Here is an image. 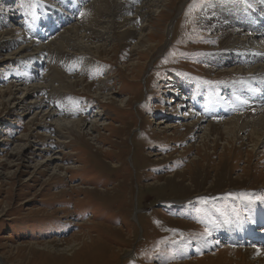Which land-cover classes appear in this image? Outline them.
Returning <instances> with one entry per match:
<instances>
[{
    "label": "rangeland",
    "instance_id": "rangeland-1",
    "mask_svg": "<svg viewBox=\"0 0 264 264\" xmlns=\"http://www.w3.org/2000/svg\"><path fill=\"white\" fill-rule=\"evenodd\" d=\"M14 1L0 0V28L35 41L47 21L12 11ZM157 2L147 19H137L145 28L132 45L70 60L46 51L37 79L22 82L46 85L38 96L58 117L86 118L77 140L57 143L56 127L45 131L42 120H32L35 109L24 114L15 103L23 89L11 100L0 96V264H264L263 252L246 250L264 251L249 229L264 223V139L255 148L247 132L230 140L219 128L228 110L247 112L246 100L262 98L264 108L262 92L247 96L250 74L223 72L232 59L220 37L229 24L217 25L219 10L245 0ZM263 8L252 13L264 16ZM88 13L82 7L76 17ZM16 46L0 48V89L21 81L13 72L21 70L19 58L7 55ZM53 66L90 91L60 90ZM207 99L219 112L200 113L194 101ZM196 117L218 130L203 138L202 125L184 124ZM44 131L53 136L46 140ZM53 151L58 157L48 160ZM231 230L250 241L230 244Z\"/></svg>",
    "mask_w": 264,
    "mask_h": 264
},
{
    "label": "bare ground",
    "instance_id": "bare-ground-1",
    "mask_svg": "<svg viewBox=\"0 0 264 264\" xmlns=\"http://www.w3.org/2000/svg\"><path fill=\"white\" fill-rule=\"evenodd\" d=\"M11 1L12 0H6L5 3L7 5H11ZM21 1H23L24 4ZM37 1L42 2L43 6L40 5L38 8H33L35 2ZM43 1L44 0H15L14 2H12L13 6L16 4L17 5L14 6V8H12L11 10H20L18 12H20L21 16H24L27 20L34 19V17H36V19L38 20L40 18H44V21H47L42 24L44 26L42 27V29L40 28L41 34L39 36L36 35L35 41L31 40L30 42H28V33H25L23 35L21 33L22 31L20 32L19 29H10L8 27L0 28V48H2L3 45H10L11 47V45L14 46L15 44H17L18 46L12 47L10 53L7 55L19 58L17 61H19V64L22 66H16V68H20L21 70H13L15 76L19 77L21 81H11V83L7 87L1 88L0 96L4 98L6 95H8L9 99L11 100L12 98H15L14 95H16V92L23 89L25 94L24 98L23 96L17 98L18 101H16L15 103L19 102L18 104L20 105V107H22L20 109L24 114L35 109L32 120H42L44 123V130L48 129L50 125L56 127L58 132H56L57 134L54 135V139L57 140V143L62 140V137H70L74 140H77L76 136L84 134L83 127L88 125V123L86 122V118L84 116L73 118L68 115H64L62 118L58 117L55 113H53L52 110H49L45 107L46 101L38 96L41 94V90L45 92L46 87V85H40L37 81L35 82V79H37V77L39 76V72H42V70H40V67H36L41 66V64L43 63L41 56H44L46 51L49 52L51 50H54L60 54L61 58L66 57V60H70L72 58L77 59V56H80L81 54L96 53V55H107L108 51L114 49V47H118V45H116L115 43H126L127 46L132 45V41L137 40V37L142 35L141 31H143L145 28V25L139 27L137 19H145L147 14L150 15V11H146V9L154 5V3H160L157 2L159 0H143L140 5L138 4V6H134L132 1L130 0H49L46 1L47 4H45L44 7ZM260 1L264 3V0ZM67 2H69L70 4H67ZM262 5L258 2V0H245L244 3L240 2V4L234 5L233 8L231 7V11L228 8L230 6H227V11L225 12L223 11V9L219 10L221 16H218L217 18V25H224L226 23L229 24L227 26V29L223 30V32H220V37H223L225 41L224 43L227 46L228 53L231 56L230 59H232L230 60V65H228L230 67L229 70L225 68L227 71L223 72H242L245 74H250L249 77L251 78L248 79V81L251 82V85H253L254 81V86L249 87L250 92L249 94H247V96L250 95V98L252 94L255 97L261 92L263 93L262 95H264V52L252 47L253 45H256L255 42L257 43L259 40L262 41V35L264 36V16L258 17L259 15L257 16L254 11L252 13L253 7ZM66 7H68L69 10H66L68 9ZM82 7H87L89 12L86 16L84 14L85 17L82 15L84 17L83 20L76 17ZM11 15L13 16L14 13H11L9 16ZM51 16L54 17L53 22L49 19V17ZM253 18L257 20L258 26L253 24ZM251 22L252 25H254L253 27H251ZM32 24L33 20L29 21L30 27L32 26ZM36 26L37 25H35L34 28H36ZM59 29L61 30L59 32L60 34L57 33L56 35H53V38L50 40L52 34L56 33V31ZM170 29L168 30V35L171 34ZM251 30H253L252 33L249 32ZM254 31H256V34L254 33ZM163 33L165 34V30L163 31ZM115 40L116 42L113 43V41ZM19 41L21 42L20 45L18 44ZM110 44H115L116 46L113 45L108 50ZM137 44L139 45V42L136 43L133 48H135ZM256 46H260V48L264 50V41ZM232 54H235V56H233ZM36 61L38 63H36ZM50 74L52 76V81L59 82L60 90L62 89L63 91H70L81 86L84 92L90 91V86H84L83 79H79L76 76L72 77L70 75H65L58 66H53ZM33 77L35 79H33L34 82H32L31 85L25 86V88L21 87L23 81L32 79ZM109 77L107 76L100 81L101 84H104V87L108 85V82H110L111 77ZM244 99L246 100L247 97ZM261 99L256 98L254 101L246 100L245 107H243L245 108V110H247V112L245 113H240L238 115L235 114L231 116L230 112H232L234 109L228 110L229 116L224 122L220 123L219 128L222 129V131L228 136V138H230V140L238 138V134L241 132H247V135L249 136L251 142L254 144L255 148L259 144L263 143L264 108L261 106ZM216 102H210L209 99L199 102L195 100L194 105L195 107L200 108V113H206L207 110L219 112L216 109ZM211 103L214 104L211 105ZM68 112L72 113L69 110ZM205 122L206 120L204 118L196 117V119L189 118V121L184 124L188 127L193 128H198V126L202 125L204 129L202 137L210 138L211 136H213V133L218 130L217 128L219 124L216 126V123L212 121H209L207 123ZM45 131L44 135L47 136L45 138L46 140H48V138L53 135L48 134V131L47 133H45ZM59 153V151H53L54 155L48 157L47 159L49 160L55 155L57 156ZM71 167L73 169L74 166H70V168ZM249 229L251 232L256 234L258 240L264 241V223L251 225ZM229 233L231 236H233L230 239V244L232 245L241 243H237L239 240H242L244 243H248L250 241L249 239L245 240V237H242L241 235L238 236V234H236L233 230H231V232L229 231ZM235 234L236 236H234ZM258 249L260 253L263 252L261 255L257 254ZM246 250L247 252H251V254L253 253V256L260 255L259 257H262V255L264 254V251L260 247L246 248Z\"/></svg>",
    "mask_w": 264,
    "mask_h": 264
},
{
    "label": "snow or ice",
    "instance_id": "snow-or-ice-1",
    "mask_svg": "<svg viewBox=\"0 0 264 264\" xmlns=\"http://www.w3.org/2000/svg\"><path fill=\"white\" fill-rule=\"evenodd\" d=\"M136 2H138V0H133V3H136ZM257 254H260L259 249L257 250Z\"/></svg>",
    "mask_w": 264,
    "mask_h": 264
}]
</instances>
